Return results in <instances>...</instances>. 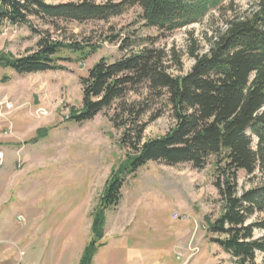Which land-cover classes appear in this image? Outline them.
Instances as JSON below:
<instances>
[{
  "label": "rangeland",
  "instance_id": "rangeland-1",
  "mask_svg": "<svg viewBox=\"0 0 264 264\" xmlns=\"http://www.w3.org/2000/svg\"><path fill=\"white\" fill-rule=\"evenodd\" d=\"M43 1L57 4L80 0ZM255 1L225 0L202 22L159 38L154 45L167 52L175 49L187 72L192 64L187 46L193 43L192 47L202 48L205 35L223 26L230 7L243 13ZM139 13L134 7L108 21L84 23L50 22L29 16L35 31L26 24H7L6 31L0 32V50L14 56L35 50L40 33L93 47L86 56L63 50L59 55L64 58L58 61L63 66L61 70L19 75L9 68L0 69V151L4 155L0 166V223H5L0 227V264H18L15 261L26 260L34 253L27 250L26 237L21 243L10 236L25 231L31 237L34 229L45 231L38 253L44 256H37L34 264H58L70 238L60 247L61 239L49 231L54 234L62 224L68 233L76 210L79 224L85 229L106 180L129 152L126 145L119 143L126 128L125 117L130 124L133 120L143 124V140L165 134L173 123L165 94L156 95L145 87L130 91L123 101L134 110L144 107L138 119L134 113L122 114L120 108L116 109L117 102L91 120L75 123L67 119L71 109L81 108V77L86 76L88 69L100 58L113 61L127 53L119 48L120 38L126 33L135 40L137 36L156 34L152 29L141 28ZM113 34H118V39L110 42L106 37ZM139 47L136 44L133 50ZM165 59V64L171 66L169 71L179 73L172 57ZM38 128H47L48 132L31 142ZM255 143L253 138V147ZM213 175L212 160L203 169H194L187 163L170 166L156 161L140 167L124 183L118 204L107 209V241L103 237L104 244L94 256V264H182L190 255L191 246L198 251L187 264H233L229 255L209 242L206 232L205 216L210 214L213 219L219 214ZM258 186H264V165L249 176L239 171V191ZM174 214L176 218L172 217ZM263 216L254 213L248 222ZM117 217V227L122 225V232L112 229L111 221ZM262 233L255 229L253 237ZM29 244L37 245L33 239H29ZM178 253H182V258H178ZM255 260L264 264L263 254L256 252Z\"/></svg>",
  "mask_w": 264,
  "mask_h": 264
},
{
  "label": "trees",
  "instance_id": "trees-1",
  "mask_svg": "<svg viewBox=\"0 0 264 264\" xmlns=\"http://www.w3.org/2000/svg\"><path fill=\"white\" fill-rule=\"evenodd\" d=\"M224 1L80 0L49 4L43 0H2L0 25L4 21L26 24L35 31L29 16L50 22L108 21L136 7L141 28L156 32L136 40L126 33L119 39V48L127 53L113 61L100 58L95 62L81 77V108L71 109L67 118L82 123L117 102L116 109L122 114L134 113L138 119L144 107L134 110L123 101L130 91L145 87L156 95L165 94L173 122L165 134L143 140V124L135 120L130 124L125 117L126 128L119 143L129 152L112 170L92 209L89 238L78 264H92L104 244L105 211L118 204L124 183L149 161L170 166L187 163L203 169L212 160L219 214L213 219L210 214L205 216L209 242L229 255L233 264H258L256 252L264 256V216L248 222L254 213L264 214V186L238 188L239 171L249 176L264 165V0H256L243 13L230 7L223 26L205 35L202 48L188 45L186 53L192 64L187 72L175 49L167 52L154 45L159 38L202 22ZM106 38L114 42L118 34ZM136 44L140 47L133 50ZM63 50L86 56L93 47L40 33L36 49L24 55L0 50V69L9 68L19 75L61 70L58 61L64 58L59 55ZM168 54L179 73L169 71L171 66L165 64ZM47 132V128H38L31 142ZM255 229L263 232L258 238L253 237Z\"/></svg>",
  "mask_w": 264,
  "mask_h": 264
},
{
  "label": "crops",
  "instance_id": "crops-1",
  "mask_svg": "<svg viewBox=\"0 0 264 264\" xmlns=\"http://www.w3.org/2000/svg\"><path fill=\"white\" fill-rule=\"evenodd\" d=\"M97 202H98V199H97ZM97 202L92 207V209L96 206ZM92 209L89 213L90 217L88 219V222L86 223L85 229H83L82 226L79 224L80 221L77 219V210H76L75 214L73 213V215H72L71 230L68 233H67V231H64V228H62V224L59 226V228L61 227V229H59V230L56 229L54 234H53V231H49L50 235H52L53 237H55L57 239H61V242L59 244L60 247H62L63 242L68 241V238H70L68 241V245L66 247H64V249L62 250V253H61L62 255L58 261V264H68V259H69V264H70V261H72V260H74V264H78V261H79L81 252L83 250V247L89 238ZM105 217H106V220H105L104 239H105V241H107V229H109L107 227V210L105 211ZM118 219H119V217H117V219L111 221V224L113 225L112 229H115V231H118V232L119 231L122 232V228H121L122 225L119 224L121 227H119V228L117 227V225H118L117 223L120 222V221H118ZM4 224H5L4 222H1L0 227L3 228ZM79 230H81V237H79ZM42 233H43V236H42ZM44 233H45V231L41 232V230H39V229H34V231L31 233V237L25 231H22V232L17 233V234H14V233L10 234V236L12 238L16 239L18 242H21V243L23 242V240L26 237L28 239L27 243L29 246L27 250L31 249L32 251H34V253L29 254V256L26 260L21 261L19 259L15 262H17L18 264H34V263H36V262H34L36 260V257L39 255H42V254H38V253L40 252L39 247H41L43 245ZM67 234H68V236H67ZM115 235H118V234H115ZM29 239L36 240L37 245L29 244ZM53 242L56 243L55 240H53ZM174 247L175 246H173V245L171 246V248H174ZM23 249H24V245H23ZM19 256H20V254H19ZM42 256H44V255H42ZM92 264H94V259H93Z\"/></svg>",
  "mask_w": 264,
  "mask_h": 264
},
{
  "label": "built area",
  "instance_id": "built-area-1",
  "mask_svg": "<svg viewBox=\"0 0 264 264\" xmlns=\"http://www.w3.org/2000/svg\"><path fill=\"white\" fill-rule=\"evenodd\" d=\"M1 3H2V0H0V4H1ZM7 24H10V23L7 22V21H5L3 24L0 25V32H4V31H6L5 26H7ZM3 161H4V155H3V152L0 151V166L2 165ZM172 217H173V218H176L177 215L174 214ZM197 251H198V249H197L195 246H191V247H189V248H188V252L190 253V255H188V257L185 259V261H184L182 264H187V261L189 260V258H190L193 254H195ZM181 257H182V254L179 253V254H178V258H181Z\"/></svg>",
  "mask_w": 264,
  "mask_h": 264
},
{
  "label": "bare ground",
  "instance_id": "bare-ground-1",
  "mask_svg": "<svg viewBox=\"0 0 264 264\" xmlns=\"http://www.w3.org/2000/svg\"><path fill=\"white\" fill-rule=\"evenodd\" d=\"M179 254V253H178ZM180 254H182V253H180ZM178 256V255H177ZM182 258V257H181Z\"/></svg>",
  "mask_w": 264,
  "mask_h": 264
}]
</instances>
